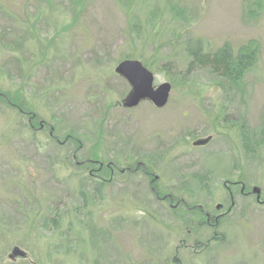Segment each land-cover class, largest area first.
<instances>
[{
    "label": "rangeland",
    "instance_id": "1",
    "mask_svg": "<svg viewBox=\"0 0 264 264\" xmlns=\"http://www.w3.org/2000/svg\"><path fill=\"white\" fill-rule=\"evenodd\" d=\"M250 42L236 83L187 71ZM127 55L170 84L163 108L120 105ZM0 96V264H264V203L239 192L264 201V0H0Z\"/></svg>",
    "mask_w": 264,
    "mask_h": 264
},
{
    "label": "trees",
    "instance_id": "2",
    "mask_svg": "<svg viewBox=\"0 0 264 264\" xmlns=\"http://www.w3.org/2000/svg\"><path fill=\"white\" fill-rule=\"evenodd\" d=\"M196 42L200 43L199 40ZM253 42L248 43L246 46L240 47L236 52H233L231 47L228 44H224L220 48H218L215 52L210 53L207 49L198 48L196 51L187 53L191 60L189 61L187 71H190L195 68H208L209 71L216 76H219L222 79H225L228 83L233 84L236 83L237 80L241 77V75L249 69L255 60V46L252 44ZM203 52V53H202ZM124 58H132L131 56H125ZM1 97V96H0ZM70 138V135H67V138ZM133 164H127L129 169L132 171L135 169V164L142 163L145 166V172L150 171L147 168L145 162H131ZM95 166V170L89 169V179L92 178V173H99L101 171H115L111 168L105 167L104 165L99 168L98 163H83V166ZM136 171L140 173H144L143 170L139 167ZM112 173V172H110ZM130 173V172H129ZM134 173V172H131ZM130 173V174H131ZM103 182V181H102ZM101 181H95L93 184V191L98 193L99 188H103V183ZM236 183V182H235ZM81 194V193H80ZM155 196L157 197L158 194ZM85 203V202H84ZM54 222L55 220H51Z\"/></svg>",
    "mask_w": 264,
    "mask_h": 264
},
{
    "label": "water",
    "instance_id": "3",
    "mask_svg": "<svg viewBox=\"0 0 264 264\" xmlns=\"http://www.w3.org/2000/svg\"><path fill=\"white\" fill-rule=\"evenodd\" d=\"M114 71L130 85L129 92L121 101L122 107L133 108L143 100L150 101L158 108L166 104L170 85L168 83H162L156 88H153L152 73L143 67L138 60L124 59L116 65ZM209 140L210 137L196 140L193 142V146L204 145ZM252 193L256 194V199L258 200L260 197L259 189L254 187ZM219 207L220 205L217 206V208ZM15 256L25 257V254L18 248H14L10 254V258L14 259Z\"/></svg>",
    "mask_w": 264,
    "mask_h": 264
},
{
    "label": "flooded vegetation",
    "instance_id": "4",
    "mask_svg": "<svg viewBox=\"0 0 264 264\" xmlns=\"http://www.w3.org/2000/svg\"><path fill=\"white\" fill-rule=\"evenodd\" d=\"M40 127H41V125H40ZM40 127H38V130H41V128ZM72 159H74V154H72ZM83 163V162H82ZM101 166H102V164L100 163L99 164V168H101ZM108 166V165H107ZM110 166V168L112 169V168H114L115 169V166H113V167H111V165H109ZM106 167V166H105ZM141 168L142 170H143V172L144 173H140V172H138V171H136L138 168ZM147 168L148 169H150V167L149 166H147ZM112 172V171H111ZM120 172H122V173H131V172H134V173H140V174H142L143 176H145V177H148V178H150V182H149V187H150V190L152 191V193L155 195H157L158 194V192H159V188H157L158 186L156 185V180H157V176L155 175V174H153L152 173V171L150 170V171H146L145 172V166L142 164V163H137V164H135V169L132 171L131 169H129L128 168V166H125L124 168H122L121 170H120ZM233 184H237L238 185V183L236 182V183H233ZM230 189V188H229ZM231 191L232 190H229L228 191V194H229V196H230V204H231V206H233V197H232V193H231ZM240 195H245V196H252L253 194L251 193V190L250 191H246L245 190V188H244V186L242 185V184H240ZM157 198H158V196H157ZM168 198V200H172L171 199V197H167ZM166 199V196L164 195L162 198H161V200H165ZM255 201L257 202V203H260V204H262V203H264V201H261V195H260V201H257L256 200V196H255ZM217 210H221V208L220 209H217ZM229 210H230V208L228 207L227 209H226V211L225 212H219L218 214H210V213H208V212H206V211H203V209L200 211V213L205 217V221L206 222H213V223H217L222 217H224L225 215H226V213H228L229 212ZM14 248H18L17 246H13L12 248H11V250H10V252H9V254L7 255V258L9 259V260H12V261H14V260H16V259H23V258H25V257H19V256H15L14 257V259H12V258H10V254L12 253V251L14 250ZM19 249V248H18ZM20 250V249H19Z\"/></svg>",
    "mask_w": 264,
    "mask_h": 264
}]
</instances>
